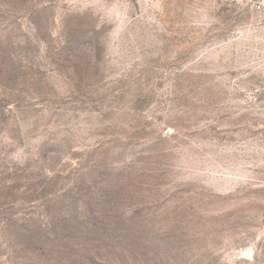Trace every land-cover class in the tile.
<instances>
[{
	"label": "rangeland",
	"instance_id": "rangeland-1",
	"mask_svg": "<svg viewBox=\"0 0 264 264\" xmlns=\"http://www.w3.org/2000/svg\"><path fill=\"white\" fill-rule=\"evenodd\" d=\"M256 0H0V264H264Z\"/></svg>",
	"mask_w": 264,
	"mask_h": 264
},
{
	"label": "built area",
	"instance_id": "built-area-1",
	"mask_svg": "<svg viewBox=\"0 0 264 264\" xmlns=\"http://www.w3.org/2000/svg\"><path fill=\"white\" fill-rule=\"evenodd\" d=\"M255 3H256L257 9H261V10L264 9V0H256Z\"/></svg>",
	"mask_w": 264,
	"mask_h": 264
}]
</instances>
